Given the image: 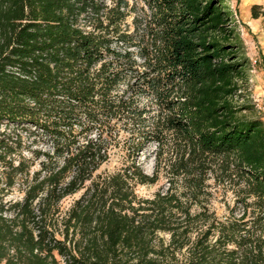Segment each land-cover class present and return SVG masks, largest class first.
<instances>
[{
  "label": "trees",
  "instance_id": "obj_1",
  "mask_svg": "<svg viewBox=\"0 0 264 264\" xmlns=\"http://www.w3.org/2000/svg\"><path fill=\"white\" fill-rule=\"evenodd\" d=\"M110 1L0 0V121L53 140L39 169L6 172L24 195L0 203V264H264V120L234 99L250 64L227 0H140L132 31L128 0ZM123 117L156 142V171L166 152L165 191L139 197L132 181L157 176L137 165L94 176ZM211 174L237 178L239 217L191 210ZM82 188L58 231L52 211Z\"/></svg>",
  "mask_w": 264,
  "mask_h": 264
},
{
  "label": "rangeland",
  "instance_id": "obj_2",
  "mask_svg": "<svg viewBox=\"0 0 264 264\" xmlns=\"http://www.w3.org/2000/svg\"><path fill=\"white\" fill-rule=\"evenodd\" d=\"M106 1L107 3H111L110 0ZM251 1L255 4L249 6ZM226 3L232 10L235 31L241 43H243V49L249 58V64L250 57L257 56L260 59L257 72L264 70V60L259 56L262 49L261 46L264 43V0H227ZM128 4L125 10L126 16L121 22V28L132 31L133 18L135 15L140 14V8L143 5L140 0L137 2L128 0ZM110 45L113 47L115 44L112 42ZM106 57H109V55L105 53ZM256 80L259 81V78ZM255 86H252L253 90ZM125 89L126 82L121 80L112 90V94L115 97L125 94ZM258 90L255 88V91ZM137 101L140 105L149 104L152 102V97L140 95ZM241 103L250 105L246 97L242 99ZM249 111L254 116H258L252 107ZM153 113H155V110H152L151 114ZM113 123L112 134L107 138L105 143L108 152L107 159L96 169L94 176L99 175L103 177L118 171L131 170L130 167L133 165H137L142 173L150 177L155 175V158L158 152L156 142L152 140L145 141L140 136L141 130L137 127L138 125L130 124L129 118H117L114 119ZM21 127H27L28 129ZM75 127L77 130L79 129L78 125H75ZM98 132L99 130L94 126L87 131V134L92 139H97ZM84 139L83 135H80L79 142H82ZM52 147V138L39 127L34 129L29 124H24V126L23 124H19L17 127L16 122H8L6 119L0 121V203L5 209L15 201L21 200L24 195V185L19 176L13 185L8 186L5 184V175L11 165L10 163L16 165L19 160H23L29 166L31 174L32 171L39 169L40 161L45 160L46 155L43 153H52ZM160 155L161 165L156 171L157 178L154 182L139 183L135 179L132 181L135 192L139 197H151L157 191H165L168 187L169 173L167 166H164L166 152L164 151ZM88 183L89 181L87 185ZM205 183L204 192L200 196L201 203L194 202L192 211H199L201 207L205 206L210 212L214 213L218 221H228L242 214L243 204L239 202L237 195L240 186L237 184L236 177L230 181L226 176L222 178L211 174ZM84 190L85 188H82L76 193L64 197L56 204V210L52 211L50 217L58 231L63 229L61 218L67 213L73 202L83 194ZM249 201L251 200H247V202ZM8 211L7 209L4 213L9 215ZM58 233L57 236L61 237ZM232 246L233 244L229 245V247ZM60 260L63 262V257Z\"/></svg>",
  "mask_w": 264,
  "mask_h": 264
},
{
  "label": "built area",
  "instance_id": "obj_3",
  "mask_svg": "<svg viewBox=\"0 0 264 264\" xmlns=\"http://www.w3.org/2000/svg\"><path fill=\"white\" fill-rule=\"evenodd\" d=\"M259 64V57H250V68L248 70V85L244 89H239L236 92L234 99L237 103H241L244 97L248 98L252 109L261 119L264 120V70L257 72ZM257 78H259V81L256 80ZM258 82L262 84V87L257 85ZM253 85H256L255 88L259 90L255 91V88L253 90ZM241 93L245 94V96H240Z\"/></svg>",
  "mask_w": 264,
  "mask_h": 264
},
{
  "label": "crops",
  "instance_id": "obj_4",
  "mask_svg": "<svg viewBox=\"0 0 264 264\" xmlns=\"http://www.w3.org/2000/svg\"><path fill=\"white\" fill-rule=\"evenodd\" d=\"M241 1V0H240ZM253 4H255L254 2L251 1V4H249V6H252ZM261 51L259 53V56L261 57L262 60H264V43L261 46ZM258 86L262 87V84L258 82Z\"/></svg>",
  "mask_w": 264,
  "mask_h": 264
}]
</instances>
